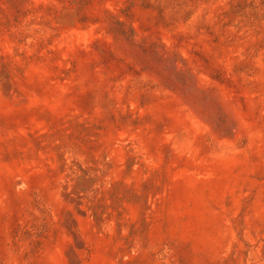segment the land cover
I'll return each mask as SVG.
<instances>
[{
  "label": "rangeland",
  "instance_id": "374dc122",
  "mask_svg": "<svg viewBox=\"0 0 264 264\" xmlns=\"http://www.w3.org/2000/svg\"><path fill=\"white\" fill-rule=\"evenodd\" d=\"M0 264H264V0H0Z\"/></svg>",
  "mask_w": 264,
  "mask_h": 264
}]
</instances>
